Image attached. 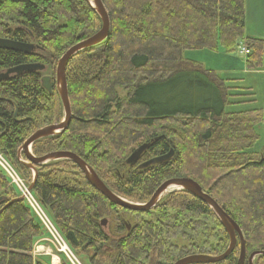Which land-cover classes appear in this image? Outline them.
I'll list each match as a JSON object with an SVG mask.
<instances>
[{
	"label": "trees",
	"instance_id": "trees-1",
	"mask_svg": "<svg viewBox=\"0 0 264 264\" xmlns=\"http://www.w3.org/2000/svg\"><path fill=\"white\" fill-rule=\"evenodd\" d=\"M102 2L111 21L109 38L73 57L66 69L70 126L36 142L33 155L74 153L109 189L133 203H147L166 180L191 178L238 224L247 260L264 252V147L253 150L264 113L227 110L253 95L228 88L213 71L184 58L188 50L222 47L230 53L243 43L250 52L243 54L247 70H262L264 40L247 37L246 0ZM101 27L86 0H0V38L40 48L35 55L0 49V72L46 66L44 72L0 83V151L29 186L34 174L19 162L20 148L36 131L64 119L58 62ZM49 68L51 75H45ZM46 76L52 93L43 86ZM145 144L150 148L141 163L171 151L174 156L146 169L129 167L127 159ZM35 167L32 195L70 249L90 264H174L190 255L219 256L229 246L211 208L187 192L166 196L150 212H129L109 203L74 162ZM20 198L0 170V264H51L50 258L34 255L47 232ZM116 211L142 220L119 217L115 231L107 233L103 222ZM199 237L205 241L198 242ZM179 240L190 245L179 246ZM240 255L238 237L234 252L217 264H239ZM262 263L264 256H259L257 264ZM62 264L70 263L62 259Z\"/></svg>",
	"mask_w": 264,
	"mask_h": 264
},
{
	"label": "water",
	"instance_id": "water-1",
	"mask_svg": "<svg viewBox=\"0 0 264 264\" xmlns=\"http://www.w3.org/2000/svg\"><path fill=\"white\" fill-rule=\"evenodd\" d=\"M91 8L98 14L102 21V27L99 32L91 36L90 38L83 40L73 47H71L59 60L56 71L57 78V89L59 93V97L61 99L64 111V119L59 124H54L42 128L32 134L23 146L20 148L18 153L19 162L33 171L34 181L29 187V192L33 191L34 182L37 178V165H46L51 162L68 160L74 162L79 168L83 171L87 181L90 185L96 189L103 197L107 199V201L115 206H118L129 212L136 213H147L157 208L161 201L168 195L175 192H187L194 197L200 199L204 203H206L211 210L214 212L215 216L218 218L224 229L226 230L230 243L227 250L219 256H210V255H190L185 258H182L175 262L174 264H217L225 261L235 250L238 237L241 242V255L239 264H244V260L246 257L245 250V240L242 230L238 226V224L233 221L227 213L218 205V203L207 193H205L202 187L191 178H173L166 180L162 183L156 191L153 193L152 197L147 203H133L123 199L114 193L111 189H109L104 182L99 178L97 173L79 156L70 152H54L49 153L43 157L36 158L32 153L33 145L43 139L56 137L65 132L72 121V107L69 98L67 77H66V69L73 57L78 55L79 53L86 51L88 49L97 47L104 43L111 34V21L110 16L106 7L104 6L102 0H86ZM0 49L23 53L26 55H35L38 53L40 48L33 43H24L11 39L0 38ZM46 70V66L43 64H26L21 65L12 69H9L4 72H0V83H3L15 76H21L26 73L33 72H44ZM43 86L45 89L52 93V85L50 77L46 76L43 78ZM150 148V144H145L135 150L130 157L127 159L126 164L129 167H133L137 165L143 158V155ZM174 156V152L171 151L167 155L155 157L150 159L147 162L142 163L139 168L146 169L150 166L159 165L171 160ZM20 201H24V198L21 197ZM106 222L104 221L103 224ZM257 256H264V252H254L249 256V263L253 264L254 259Z\"/></svg>",
	"mask_w": 264,
	"mask_h": 264
},
{
	"label": "rangeland",
	"instance_id": "rangeland-1",
	"mask_svg": "<svg viewBox=\"0 0 264 264\" xmlns=\"http://www.w3.org/2000/svg\"><path fill=\"white\" fill-rule=\"evenodd\" d=\"M251 5H252V9L250 11L253 13L250 12V14H249V9H248L247 34L249 33L251 35L259 36L257 38H261L264 40V23H263V20H264L263 5H264V3L262 5V3L257 0V1H253L251 3ZM248 8H249V3H248ZM242 47H243V43L240 44V47L237 50H235L234 52H230V53H228L222 47L217 52H211L208 50H188L184 53V58L191 60V61H194V62H197V63L201 64L207 70L213 71L219 78H221L223 81L225 80L226 86L228 88L229 87H232V88L237 87V88H251V89H253V93L255 94V99H256L255 103L246 104L243 106H237V107H234V109L230 106V107H228L227 110L243 111L246 109H248V110L249 109H260L264 113V79L259 80L258 82H255L253 79L247 80V78L249 76H247L246 74L241 75L240 68L243 67L244 70L248 71L246 68V62H245L246 56L241 54ZM44 56H45L44 58L47 59V62L50 63L51 56L47 53ZM263 70H264V68H263ZM51 72L52 71L49 68L48 71L44 74L45 75H47V74L51 75ZM242 78L245 80L241 81L240 79H242ZM231 79L239 81V82L230 83ZM120 92H122V91H120ZM243 107H246V108H243ZM257 107H259V108H257ZM257 129H258L257 132H258L260 138H259L258 142L256 143L253 150L254 151H261L262 147H264V120H263L262 124L257 127ZM0 155L15 170V172L19 175V178L23 181V183L25 185L29 186V183L27 182V180L20 176V174L18 173L16 168L5 157L4 153L0 151ZM10 183L18 190L19 194L22 197L20 189L16 185H14L11 182V180H10ZM33 198H34V196H33ZM35 201H36V199H35ZM36 216H37V214H36ZM46 216L48 217L47 214H46ZM119 217H124L127 220H129V222H132V223L139 222L140 220H142V219L137 220L136 218L130 216L128 213H124V212H120V211H116L115 213H110V215L105 218L108 220L107 224L105 226H103L104 230L107 233L115 231V228L117 227V224H118V218ZM48 219L52 223L51 225H52V228L54 230V233H55L57 239L54 238L50 234L51 232L45 228V225L43 224L42 220L39 218V220L41 221V223L43 224V226L47 232V236H46V238L38 241V243L35 245V248H34L35 249L34 253L36 254L35 256H37V257L44 256V257L50 258L51 264H54V260L56 258H57L59 264H62V259L67 260V262L70 263L68 261L67 256L64 254V252L62 253L60 251L61 248L58 245V243L56 242V240H58L63 245L62 241L59 238V235H61V233L58 230V228L54 225L52 220L49 217H48ZM144 219L149 220L150 218L145 217ZM61 237L63 238L62 235H61ZM63 240H65V239L63 238ZM197 241L202 243L203 241H205V239L203 238V240H202V238L199 237V238H197ZM176 243L179 246H186V245L189 246L190 245V243L188 241H183V240L176 241ZM67 246H68V244H67ZM68 248L72 252V254H74V256L78 259L80 264H90L88 262V258L78 257L70 249L69 246H68ZM68 254L71 255L70 253H68ZM106 261L107 262L106 263L104 262L103 264H110L108 260H106ZM257 262H258V258L256 257V259L254 260V264H257ZM262 264H264V263H262Z\"/></svg>",
	"mask_w": 264,
	"mask_h": 264
},
{
	"label": "built area",
	"instance_id": "built-area-1",
	"mask_svg": "<svg viewBox=\"0 0 264 264\" xmlns=\"http://www.w3.org/2000/svg\"><path fill=\"white\" fill-rule=\"evenodd\" d=\"M241 53L247 56V55H249L250 52L245 47H242ZM0 169L5 173V175L7 176V178L10 179L11 182L20 189V192H21L22 196L24 197V199L26 200L27 204L32 208V210L42 220L43 224L45 225V228L48 231L51 232L50 234L54 238L57 239V237H56V235L54 233V230L52 228V225H51L52 223L50 222V220L48 219V217L46 216L45 212L40 207V205L35 201V199L33 198L32 194H31V192H29V186L28 185H25L23 183V181L19 178V175L10 166V164L3 159V157L1 155H0ZM59 238L62 241L63 245L58 240H56V242L58 243V245L61 248L60 251L62 253L64 252V254L67 256L68 261L71 264H80L79 261H78V259L69 250V248L67 246V243L65 242V240H63V238L61 237V235H59ZM68 253H70L71 255H69ZM34 255H36V254L34 253Z\"/></svg>",
	"mask_w": 264,
	"mask_h": 264
},
{
	"label": "crops",
	"instance_id": "crops-1",
	"mask_svg": "<svg viewBox=\"0 0 264 264\" xmlns=\"http://www.w3.org/2000/svg\"><path fill=\"white\" fill-rule=\"evenodd\" d=\"M253 1H257V0H246V34H247V29H248V24H247V20H248V17H247L248 16V9H249V14H250V12H251L250 10L252 9L251 3ZM258 1H260L262 3V5H263L264 0H258ZM248 3H249V8H248ZM263 8H264V5H263ZM251 13H253V12H251ZM263 23H264V20H263ZM247 37L257 38L259 36L251 35V34L248 33L247 34ZM240 71H241V75L246 74L247 76H249L247 78V80L253 79L255 82H258L259 80L264 79V70L263 69L262 70H259V71H251V72L249 71L248 72V71L244 70L243 67H242V68H240ZM240 80L242 81V80H245V79L242 78ZM234 82H239V81H236V80H232L231 79V82L230 83H234ZM234 88L237 89V87H234ZM238 89H242L243 90V91L242 90L240 91V93L243 94V95H245V93H248V92L253 95V96L248 97V98L247 97H244L245 99H242L243 104L240 105V106H243V105H246V104H253V103L256 102L255 94L253 93V89H251V88H238ZM245 91H248V92H245ZM243 108H246V107H243ZM257 108H259V107H257ZM246 110H248V109H246ZM249 110H253V109H249ZM257 131H258V129H257Z\"/></svg>",
	"mask_w": 264,
	"mask_h": 264
},
{
	"label": "flooded vegetation",
	"instance_id": "flooded-vegetation-1",
	"mask_svg": "<svg viewBox=\"0 0 264 264\" xmlns=\"http://www.w3.org/2000/svg\"><path fill=\"white\" fill-rule=\"evenodd\" d=\"M143 159V158H142ZM142 161V160H141ZM141 161L137 164V165H135V166H133V167H137V168H139V166L142 164V163H144V162H142L141 163ZM149 161V160H148ZM147 162V161H146ZM140 169V168H139ZM106 223L105 224H103V226H105L106 224H107V221H105ZM128 224H130V223H127V229H128V231L130 230V225H128ZM259 256H257V258H258ZM256 259V258H255ZM254 259V260H255ZM246 262H248V264H250L249 263V257H248V260H247V258L245 257V260H244V264H247ZM253 264H254V261H253Z\"/></svg>",
	"mask_w": 264,
	"mask_h": 264
},
{
	"label": "bare ground",
	"instance_id": "bare-ground-1",
	"mask_svg": "<svg viewBox=\"0 0 264 264\" xmlns=\"http://www.w3.org/2000/svg\"><path fill=\"white\" fill-rule=\"evenodd\" d=\"M54 264H59L57 258L54 260Z\"/></svg>",
	"mask_w": 264,
	"mask_h": 264
}]
</instances>
